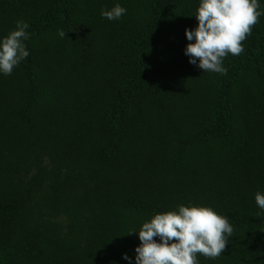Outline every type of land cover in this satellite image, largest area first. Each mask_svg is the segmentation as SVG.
Masks as SVG:
<instances>
[{"label": "trees", "instance_id": "1", "mask_svg": "<svg viewBox=\"0 0 264 264\" xmlns=\"http://www.w3.org/2000/svg\"><path fill=\"white\" fill-rule=\"evenodd\" d=\"M197 4L0 0V35L30 34L0 75V264H127V232L188 202L233 227L199 264H264V15L221 75L183 54Z\"/></svg>", "mask_w": 264, "mask_h": 264}, {"label": "clouds", "instance_id": "2", "mask_svg": "<svg viewBox=\"0 0 264 264\" xmlns=\"http://www.w3.org/2000/svg\"><path fill=\"white\" fill-rule=\"evenodd\" d=\"M262 3L264 0H198L192 14L196 24L191 29L185 27L183 32L188 41L182 49L187 62L203 72L223 75V58L243 51L241 42L264 15ZM125 12L117 2L108 9L102 8L100 15L111 21ZM28 27L27 21L18 19L7 34L0 35V75L11 74L29 55L24 43L30 35ZM57 35L64 38L65 31L57 29ZM254 201L264 211V192H255ZM133 231L139 243L133 247L132 256L121 253L127 264H199L197 253L210 259L221 255L233 227L211 205L188 202L151 214L127 234Z\"/></svg>", "mask_w": 264, "mask_h": 264}]
</instances>
